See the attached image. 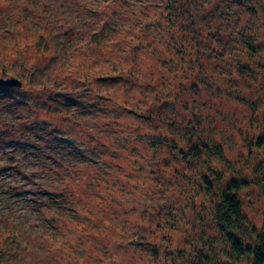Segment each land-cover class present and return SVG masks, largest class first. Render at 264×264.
Returning <instances> with one entry per match:
<instances>
[{"label": "rangeland", "instance_id": "374dc122", "mask_svg": "<svg viewBox=\"0 0 264 264\" xmlns=\"http://www.w3.org/2000/svg\"><path fill=\"white\" fill-rule=\"evenodd\" d=\"M208 1L197 0L200 13ZM163 8L164 0H0V77L21 82L0 83V264L232 262L211 204L216 177L213 193L197 182L207 161L249 179L240 191L248 230L264 231V10L239 24L232 13L212 22L222 34L257 22L256 53L248 57L234 35L233 55L200 61ZM242 58L259 76L240 71ZM71 96L78 106L66 108ZM158 99L169 105L154 123L122 107L143 113L138 104ZM192 125L189 141L219 145L221 154L155 165V151L169 149H153L145 134L160 131L186 148ZM243 238L251 242L248 232Z\"/></svg>", "mask_w": 264, "mask_h": 264}, {"label": "trees", "instance_id": "16d2710c", "mask_svg": "<svg viewBox=\"0 0 264 264\" xmlns=\"http://www.w3.org/2000/svg\"><path fill=\"white\" fill-rule=\"evenodd\" d=\"M228 1V2H227ZM214 1H208L210 5L209 10L205 8V11H202V4L201 6L198 5L197 0H164V8H163V18L168 21L169 25L171 27L177 28L180 32L179 38H185L186 45H191L193 49H196V56L198 60L201 58H214V59H224V56L227 55L226 53L233 55V43H235L236 38L241 41L242 46L244 48V52L250 57L252 53H256L259 49V43L257 44L258 35H257V25L254 23V21L250 20L249 25H242L238 26L240 22H243V20L240 21V15L247 14V12L253 14L252 19L254 17L259 16V11L264 10V6L260 4L262 2L261 0H225L226 5L222 3V6L217 7L215 5ZM232 13V16H234L235 22L238 23L237 27L238 30L236 33L230 31L229 33L224 34L219 33L220 29H216L215 25L212 24L213 20L218 15H230ZM247 33V34H246ZM222 36V39L225 40L226 45L221 44V41L219 39V36ZM236 35V38H233V36ZM229 41V44L227 42ZM211 42L215 43V45H211ZM174 47H180L175 43ZM242 48V49H243ZM173 59V60H172ZM167 59V63H174L175 59ZM187 60V59H186ZM251 60V59H250ZM201 61V60H200ZM197 61L196 63H193L196 67L198 66L199 70L203 71V75L206 77L208 73H206L203 70V64ZM236 66L240 69V71L250 74L252 76H259V73L254 68H251L249 62L245 61L243 58L238 60L236 62ZM188 65L186 68L188 69ZM190 72L193 71L191 69V65H189ZM188 70L186 71L184 69V73L186 76H189L190 73ZM251 72V73H249ZM220 73V72H219ZM195 75V72L191 73V76ZM204 77V78H205ZM252 77V78H254ZM196 79L193 77L190 85L192 86L195 91L198 89V86L196 87ZM220 88V87H219ZM220 89H223L222 87ZM198 91V90H197ZM231 92V89H230ZM99 94V93H98ZM166 97V96H165ZM99 99L105 100L103 95L98 96ZM163 98V97H162ZM167 99L168 98H164ZM262 99V98H261ZM261 99H259V102L256 101H249V106L252 107V109L257 110L260 109V102ZM95 103L96 98L94 99ZM71 106L77 107V100L75 97H70V99L67 101H64V106L66 108H69ZM144 104V105H143ZM123 108L125 109V112L128 114H131L132 116L142 117L145 120H148L149 122L154 123L155 119L158 118L159 121L162 119L161 115L163 114L164 110L168 108V103L162 99L154 100L151 102H142L138 104L139 107L146 106L145 111L143 113L139 112L138 110L126 105L122 104ZM95 106V107H92ZM96 108V104H91L86 112L88 110H93ZM194 125L190 127L189 132V138L190 140H193L192 137L194 136ZM55 135L60 134L59 131L54 133ZM197 134V133H196ZM146 138L149 139L150 147L153 149H157L156 147L159 146H168L169 149V156H161L159 154L155 155L153 160L155 161L154 164H158V162H162L165 166L168 161H174V162H185L186 164L190 165L191 159H198L201 160V157H203L202 154H206L208 150H212L213 153L221 154V148L219 145H210L209 142L203 141V143L198 140L196 142L189 141L188 146L184 148L181 146L178 140H175L174 137H169L167 134L162 132H149L145 134ZM197 140V139H196ZM53 155V159H56L58 163L63 161L60 158H57ZM208 156L209 160H212V158ZM203 161V160H202ZM201 161V162H202ZM64 162V161H63ZM136 165L140 166L141 160H137L135 162ZM183 164V168H184ZM192 165V163H191ZM5 166V165H4ZM2 166L1 168H3ZM206 167V172L203 173V176H199L198 185L202 187H206L209 193H213L214 191L210 190L211 187H213V182L210 181V176L215 175V184L218 186L217 189V197L214 199L211 198V204L212 209L214 213V219L217 223V226L221 229V231H225V236L223 237V242L225 244L224 246V254L227 255L232 262L230 261H218L216 264H237L236 260L240 261L242 258L247 259L246 264H264V231H258L255 226H252L250 231L248 230L247 226V219L243 212V205L244 202L242 200V197L240 195V191L249 186V179L247 180L244 176H235L234 173H231L230 175H226L225 172H217V169H211L210 162L207 161V163L204 165ZM6 167V166H5ZM0 168V169H1ZM196 171V170H195ZM152 172H155L152 170ZM157 172V171H156ZM184 173V172H183ZM182 173V176H183ZM208 173V174H206ZM209 176V177H208ZM224 176L228 178V181H224ZM65 186H67V183H64ZM162 188V187H161ZM3 193V192H2ZM5 194V193H4ZM6 195V194H5ZM54 205H56V202L54 201ZM66 210L72 211L68 206ZM56 219V218H55ZM58 222L56 219L54 223ZM53 218L51 219V224L53 225ZM172 225H175V222H172ZM248 232V237L251 239V242H247L244 240L243 236L245 233ZM247 236V235H246ZM158 248L151 249L152 252H154L155 255H158L159 252L157 250ZM177 252L168 251V255H173ZM200 256L202 258V261H210V257L207 253L199 251Z\"/></svg>", "mask_w": 264, "mask_h": 264}, {"label": "water", "instance_id": "95a60500", "mask_svg": "<svg viewBox=\"0 0 264 264\" xmlns=\"http://www.w3.org/2000/svg\"><path fill=\"white\" fill-rule=\"evenodd\" d=\"M0 83L7 84V85H16L19 86L21 84L20 80L15 77L8 76V77H0Z\"/></svg>", "mask_w": 264, "mask_h": 264}]
</instances>
